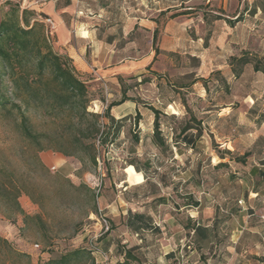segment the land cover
Instances as JSON below:
<instances>
[{"label":"rangeland","instance_id":"374dc122","mask_svg":"<svg viewBox=\"0 0 264 264\" xmlns=\"http://www.w3.org/2000/svg\"><path fill=\"white\" fill-rule=\"evenodd\" d=\"M112 2L104 10V21L109 44H114L110 55L122 81L116 79L109 86L105 80L110 97L104 96L107 104L117 102L125 88L126 97L136 101L141 118L134 126L136 111L130 107L131 114L117 125L120 131L113 145L97 148L98 167L94 173L89 164L79 163L76 157L83 158L82 153L66 158L48 144L38 152L18 132V111H0V264H44L61 253L84 247L98 231L95 218L87 214L90 205L86 189L58 193L59 185L47 179L38 163L48 175L67 179L75 186L84 185L95 194L96 206L111 225L112 232L104 243V248L110 250L111 264L123 260L118 249L133 245L140 246V253L152 263L162 251L160 240L167 238L172 227L196 222L213 226L215 232L212 245L204 243L197 249L200 262L214 264L218 260L227 264L229 256H235L232 248L237 246L233 264H264L261 250H256L254 261L244 263L251 256L241 248L252 247L256 233L264 238V226L257 223L250 229L251 219L231 212L245 205L243 199L236 198L241 188L229 184L245 180L251 167L264 166V155H252L262 143L256 147L257 140L250 135L254 118L264 111V76L249 67L236 80L228 66L230 57H239L243 52L264 59V0ZM9 3L22 10L18 3L0 0V19L9 12ZM155 28L159 34L154 47L151 35ZM48 40L53 49L52 33ZM29 71L26 76L31 81L33 67ZM20 88L9 77L3 78L2 93L12 104L21 105L32 131L51 138L68 136L69 113L45 115L33 104L26 108L20 102L26 99ZM100 95L92 91L90 99H99ZM249 96L258 100L255 112L249 109ZM170 101L173 103L165 108L163 105ZM105 106L94 102L88 111L103 115ZM147 106L167 115L158 117L167 150L153 143V116ZM104 122L100 121V130ZM187 124L193 127L189 134H199L194 150L173 144ZM132 136L138 138V144ZM225 151L234 157L246 153L250 156L239 164L228 156L221 160L219 156ZM131 162L140 167L143 177ZM219 163L227 167L215 168ZM12 186L26 191L16 201L22 213L16 210L12 196L3 195L5 190L14 195ZM29 194L43 209L32 202ZM194 202L198 208L186 205ZM121 211H125L124 216ZM130 212L144 215L149 230L131 231L126 226ZM184 244L194 246L193 236ZM183 256L173 264H182V260L189 264L196 259L195 255L187 260Z\"/></svg>","mask_w":264,"mask_h":264},{"label":"trees","instance_id":"16d2710c","mask_svg":"<svg viewBox=\"0 0 264 264\" xmlns=\"http://www.w3.org/2000/svg\"><path fill=\"white\" fill-rule=\"evenodd\" d=\"M9 12L6 16L0 19V111L10 112L12 108L18 111L19 123L17 124L18 132L30 145L34 146L38 152L45 149L44 144L52 146V148L59 154L66 158H75L77 154L82 153L83 158H78L81 165L85 163L93 169L95 173L97 171V148H106L107 145H113L119 135V126L117 125L126 117L115 119L112 115V109L118 107L124 103H131L135 106V121L140 120V110L137 107L136 101L129 97H126V90L122 88L121 99L119 101H112L107 104V88L96 85H90L86 81L82 80L75 72L70 60L61 54L55 53L49 44L48 35L50 34L44 27V23L39 20L46 19L45 15L37 14L30 10H21L17 6H13L10 3ZM158 29L155 28L151 35V43L155 47L158 39ZM110 40V38L108 39ZM155 53H158L157 47ZM229 69L234 79H240L247 68H251L255 74H261L264 76V59L251 57L248 53L243 52L239 57L229 58ZM33 67L34 79L29 81L30 68ZM149 68V67H148ZM27 70V71H26ZM47 75V78L45 76ZM7 76L10 81L16 85V88H20V92L26 97L24 100H20L22 104L28 108L30 104H33L34 108L42 109L45 115H53L58 113H69L68 123V136H62L59 138H51L47 134L34 133L28 123L27 117L21 112V105L12 104L9 99L2 93L1 85L3 78ZM117 81L121 83L122 77L118 76ZM32 83L36 86L32 87ZM20 86V87H19ZM99 91V99H90L92 91ZM106 98H105V96ZM21 98V97H20ZM30 99V101H28ZM94 102L100 104H106L103 115L100 113H93L88 111L89 105ZM173 102H167L163 106L169 107ZM255 105L250 109L251 112H255ZM149 113L153 116L152 121V140L154 145L160 150H167L168 145L166 141L161 137L159 116L161 111L153 106H147ZM100 121H105L102 130L99 129ZM264 121V113L257 117L256 125ZM85 124V127H83ZM193 130L189 124L182 127L178 134L174 137V146L182 145L186 148L195 149L196 141L199 139V134H189ZM197 131V130H196ZM85 133V136L83 135ZM83 135V136H82ZM132 140L135 144H138V138L132 136ZM255 143L256 147L259 143H262L261 147H257L252 155H264V136L258 137ZM49 147V146H48ZM224 156H228L230 161L236 163H244V159L249 157L250 154L246 153L241 157H234L229 151L223 152L219 158L224 159ZM130 165L136 172L141 173L144 176L143 171L135 163L131 162ZM40 170L49 179V181L58 184V193L64 191H71L78 193L81 189H86L89 196V210L87 214L95 216L97 213V206L95 204V194L84 185L75 186L67 179L57 176H50L46 173L44 167L38 163ZM225 163H219L215 168H225ZM85 170V167L83 168ZM254 169L250 168L246 174L251 173ZM245 178V179H246ZM256 180L264 181V171L258 170L253 177ZM139 186V185H137ZM15 191L14 195L10 194V191L5 190L3 195L5 197H13L16 210L22 213L18 204L16 203L18 197L25 193V189L21 187H13ZM24 191V192H23ZM30 199L34 204H37L40 209H43L41 203L37 202L32 195ZM188 207L193 206L198 208V203L186 204ZM27 218V217H24ZM111 226V225H110ZM126 226L135 233L145 232L149 230V226L146 222L144 215L139 212L128 214L126 219ZM185 228L192 232V235L198 237L199 240L204 243H208L209 239L214 236V227H207L199 224L198 222L192 225H186ZM112 230L110 228L109 233L103 235L97 241V247L103 252H109V249L104 248V243L108 242L107 238L110 236ZM142 249L138 245L131 247H122L118 249L119 256H122L123 260L118 264H142L144 263L143 253H140ZM171 259V255L166 256ZM101 264V260L94 255L87 247V240L84 247L76 248L71 251L61 253L44 264ZM173 264V261L172 263Z\"/></svg>","mask_w":264,"mask_h":264},{"label":"crops","instance_id":"0c3cea01","mask_svg":"<svg viewBox=\"0 0 264 264\" xmlns=\"http://www.w3.org/2000/svg\"><path fill=\"white\" fill-rule=\"evenodd\" d=\"M4 1L18 3L22 10L34 11L52 20L55 25V29L52 32V37H54L53 49L58 52V54H63L70 60L75 72L82 80L90 85L104 88L105 80L110 82L109 86H112L111 83L116 80V76L120 75L118 66L112 61L113 56L110 55V49L113 48L114 44H109L107 37L108 31L105 28L106 23L104 21V10L108 8V3L113 4V0ZM39 20L43 22V19L39 18ZM138 25L140 26V24ZM107 97H110V95H107ZM262 97V102L264 104V90L262 92ZM249 98L252 100L249 109L254 105L257 107L258 100L250 96ZM126 104L127 103H124L112 109V115L115 119L131 114V108L133 111L135 110L133 104ZM262 112L264 113V111ZM257 117L258 116L254 118V130H252L250 134L256 139L264 136V121L260 126H257ZM251 168L254 170L248 174V178L245 180H232L229 182L230 186L241 188V194L236 198L243 199L245 205L244 207H235L230 210L235 215L240 216L242 214V217L251 219L250 229H254L257 223H261L264 226V181L253 178L256 171H264V166L262 165L260 168ZM143 182L144 179L141 184H143ZM237 202L241 203L240 200ZM121 215L124 216L125 211H121ZM170 224L173 226L171 221ZM250 232L256 233V231L251 230ZM256 234V243H254L252 247L241 248L243 253H248L251 256L247 257L248 259H246L244 263H249V260L254 261V256H257L256 250H261V256L264 258V238L261 234ZM190 236H193L192 232L185 228V226L180 224L172 227L169 230L167 238L160 240L162 251H159L160 255L156 256L157 259L150 263L147 256L143 253L145 262L142 264H171L173 260L178 261V257L182 259L183 254L186 260L195 255L196 259H192L189 264H204L199 261V255L197 254V249L201 247L202 244L204 245V242L199 240L198 237L193 236V243L195 245H185L184 242L187 238H190ZM208 244L212 245L211 238ZM184 247L186 251L183 249ZM236 251L237 246H234L232 252L235 253V256H229L227 264L234 263ZM168 254L171 255V259L166 257ZM121 261L122 260L119 262ZM219 262L220 261L216 260L214 264H220ZM109 263L111 264V260H109ZM181 263L183 264L184 260H182Z\"/></svg>","mask_w":264,"mask_h":264},{"label":"built area","instance_id":"2783aa9c","mask_svg":"<svg viewBox=\"0 0 264 264\" xmlns=\"http://www.w3.org/2000/svg\"><path fill=\"white\" fill-rule=\"evenodd\" d=\"M43 23L45 24L47 31L52 33L55 29V25L50 18L43 19ZM51 170H55L52 168ZM240 204V202H239ZM96 224L98 225V231L92 234L87 239V247L94 255H96L100 260L101 264H108L110 260V251L103 252L97 247V241L105 234L109 233L110 231V222L108 218L104 215L103 211L97 205V213L95 216Z\"/></svg>","mask_w":264,"mask_h":264}]
</instances>
